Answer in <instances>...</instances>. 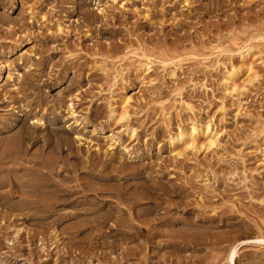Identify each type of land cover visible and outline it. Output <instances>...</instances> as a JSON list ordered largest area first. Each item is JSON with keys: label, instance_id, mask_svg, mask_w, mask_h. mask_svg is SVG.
I'll list each match as a JSON object with an SVG mask.
<instances>
[{"label": "rangeland", "instance_id": "rangeland-1", "mask_svg": "<svg viewBox=\"0 0 264 264\" xmlns=\"http://www.w3.org/2000/svg\"><path fill=\"white\" fill-rule=\"evenodd\" d=\"M262 235L264 0H0V264H264Z\"/></svg>", "mask_w": 264, "mask_h": 264}, {"label": "bare ground", "instance_id": "bare-ground-1", "mask_svg": "<svg viewBox=\"0 0 264 264\" xmlns=\"http://www.w3.org/2000/svg\"><path fill=\"white\" fill-rule=\"evenodd\" d=\"M77 1V0H76ZM63 3V2H62ZM92 23V22H91ZM63 30V29H62ZM48 37V36H47ZM214 138V137H213ZM209 144V143H208ZM243 243L246 242H251V243H258V245H263L264 246V236L262 235L261 237L255 238V239H250V240H244L241 241ZM237 245L236 244L233 248H230L229 253L227 255V262L228 264H235L236 261V249H237Z\"/></svg>", "mask_w": 264, "mask_h": 264}]
</instances>
